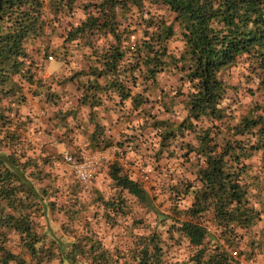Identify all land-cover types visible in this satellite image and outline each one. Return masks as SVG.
Instances as JSON below:
<instances>
[{
    "label": "trees",
    "instance_id": "1",
    "mask_svg": "<svg viewBox=\"0 0 264 264\" xmlns=\"http://www.w3.org/2000/svg\"><path fill=\"white\" fill-rule=\"evenodd\" d=\"M41 42L64 63L80 53L85 67L63 82L91 77L77 80L80 100L117 114L112 135L95 124L91 149L116 145L159 177L171 161L152 192L114 161L111 195L93 193L99 214L72 175L70 195L59 194L66 164L24 138L28 94L55 102L54 79L37 69ZM241 58L264 99V0H0V264H243L264 252V229L254 231L264 222V102L238 118L223 105V73Z\"/></svg>",
    "mask_w": 264,
    "mask_h": 264
},
{
    "label": "crops",
    "instance_id": "2",
    "mask_svg": "<svg viewBox=\"0 0 264 264\" xmlns=\"http://www.w3.org/2000/svg\"><path fill=\"white\" fill-rule=\"evenodd\" d=\"M54 46L61 47V38L55 36ZM69 62L64 63L57 57L48 58L45 61V72L40 75L43 78H53V98L55 102L52 107H49L46 102L37 100V98L28 94L27 103L31 107V113L34 114V119L29 125L28 133L24 138L34 146L36 152L42 148V150H48L50 153L57 154L61 151H67L70 154L77 155L83 149H89L91 147V135L95 124H102L106 126L107 134H113L116 129V117L117 114L114 109L109 106L107 102L105 105L91 106L88 103H83L81 99V84L79 85L77 80L84 83L87 79L91 78L87 75L78 76L72 80L63 82V79L72 75L76 70L81 67H85V59L82 60V55L74 51L69 57ZM33 88V86H32ZM56 103V105H55ZM108 107L110 108L108 110ZM107 108V109H106ZM53 114V115H52ZM51 116V118H49ZM42 144V146H41ZM132 154V153H131ZM138 155H133L135 160ZM140 161L141 159H137ZM106 172H103L101 176L106 177L110 186L113 185L112 180L108 174V166L104 167ZM62 182L59 194H67L72 192L73 187L70 186L71 174L64 173L57 170ZM62 173V174H61ZM70 173V172H69ZM64 174V175H63ZM71 176V177H70ZM101 178V177H100ZM99 178V179H100ZM102 178L95 183L93 193L98 192L100 195H111V191L108 192V188L103 184ZM94 194L85 195L81 201L88 206L89 209L97 207L98 202L95 200ZM100 208L101 207H97ZM88 214H92L90 210ZM61 214H57V217ZM52 231H56L58 235H61L58 223L50 220L49 222Z\"/></svg>",
    "mask_w": 264,
    "mask_h": 264
},
{
    "label": "rangeland",
    "instance_id": "3",
    "mask_svg": "<svg viewBox=\"0 0 264 264\" xmlns=\"http://www.w3.org/2000/svg\"><path fill=\"white\" fill-rule=\"evenodd\" d=\"M44 1L47 3V0H44ZM75 17L77 18L78 16L75 15ZM68 20H71V19H68ZM65 22H66V20H63V19L60 20V23H62V25H65ZM55 36H57V35L55 34L54 36L51 37L52 43L55 40L54 39ZM44 40H45V38L42 41H44ZM178 44H179V42H176V40H173L170 42L169 45L171 48H174ZM53 45H54V43H53ZM38 54H39V52H38ZM54 57L55 56L53 55L52 58H54ZM46 59H48V58L46 57L44 59V62H43V69H42L43 72H45V61H46ZM248 66H249L248 61L245 58H241L235 66L229 68L228 71L223 73V78L229 85V89H228V92L226 94V98L223 100V105L225 107H227V111H230L231 114L235 118H238L240 115H244V114L248 113L251 110L250 108L253 106V104L255 102H258V103H262V101L264 102V99H262L259 91L256 90V84H257L256 79H249V77H251L252 74L250 73V70H249L250 68ZM169 79L171 80V78L167 79L165 76H161V83L163 82V84H165L166 80H169ZM172 83L174 86L175 85V79L174 78L172 80ZM175 108H176V113H177L176 119H179V117L184 113V109L182 106H175ZM61 152H67V151H61ZM126 156L130 160V162H133V160H134L135 162L139 163L138 164L139 168H142L143 170L141 172H139L138 175L143 178L142 180H143L146 188H148L150 190V192H152L153 188L159 186V184L157 183V180H159V178L163 179V180L166 178L165 176H163V174H165V172L167 171V169H168L167 166H169V163L171 161L167 162L166 159L160 161L159 171H161L162 174L159 177V176H157L156 169H154V165H152V163L147 161L145 158L138 161L137 159L135 160L134 157H131L132 156L131 153H128ZM66 167L67 168L61 166L58 170L63 171L64 173H68V175H70V174L72 175L70 167L68 165H66ZM103 172H106L104 168L100 171L98 177L93 182L92 189L89 192L82 190L83 194H85L86 196L93 194L95 183L96 182L98 183V181L101 178L103 180L102 181L103 184L108 188L107 189L108 192L111 191V189H110L111 186L109 185L106 177L101 176ZM72 177H73V175H72ZM167 196L168 195H165L163 193H160L157 196L158 199L155 201V204L159 209L163 210L164 208H166L169 205V202L166 201ZM89 210L91 212H94L97 214L100 213V208L98 209L95 206L93 207V209H89ZM143 213L145 214L144 209H141L139 206H136L133 214L135 216H139V215H143ZM146 218L149 219L148 214H146ZM102 224H104V223L102 222ZM103 226L104 225H102V227ZM103 228H105V227H103ZM261 229H264V222H260L256 226V228L254 229V231H260ZM116 231H117V228H116ZM118 232H121V230L118 229ZM113 234H115V233L112 230H110L109 232L106 230L107 241H110L111 238H113ZM116 240H119V241L123 240L124 241L123 235L121 233H119V236ZM256 260L261 264L264 263V252H261L260 254H258L256 256Z\"/></svg>",
    "mask_w": 264,
    "mask_h": 264
},
{
    "label": "built area",
    "instance_id": "4",
    "mask_svg": "<svg viewBox=\"0 0 264 264\" xmlns=\"http://www.w3.org/2000/svg\"><path fill=\"white\" fill-rule=\"evenodd\" d=\"M39 49V54L37 55V69L39 73L42 74L43 62L46 58L44 42L40 43ZM47 58H51V56H47ZM58 157L60 162L70 167L73 177L83 191L89 192L100 171L114 161H116L130 176L143 182V178L138 175V173L143 170L139 168V163L135 161L130 162L125 154L123 155L119 152V148L116 145L97 149H83L77 155H72L68 152H60L58 153ZM242 263L261 264L256 258L242 259Z\"/></svg>",
    "mask_w": 264,
    "mask_h": 264
}]
</instances>
